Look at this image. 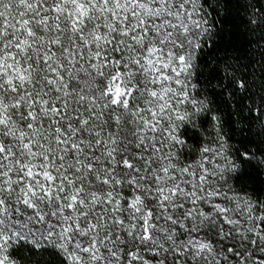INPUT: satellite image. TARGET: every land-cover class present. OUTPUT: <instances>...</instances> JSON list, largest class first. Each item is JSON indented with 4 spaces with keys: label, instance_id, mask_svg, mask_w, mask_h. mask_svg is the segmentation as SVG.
Wrapping results in <instances>:
<instances>
[{
    "label": "snow or ice",
    "instance_id": "snow-or-ice-1",
    "mask_svg": "<svg viewBox=\"0 0 264 264\" xmlns=\"http://www.w3.org/2000/svg\"><path fill=\"white\" fill-rule=\"evenodd\" d=\"M228 2L0 0V264H264Z\"/></svg>",
    "mask_w": 264,
    "mask_h": 264
},
{
    "label": "trees",
    "instance_id": "trees-1",
    "mask_svg": "<svg viewBox=\"0 0 264 264\" xmlns=\"http://www.w3.org/2000/svg\"><path fill=\"white\" fill-rule=\"evenodd\" d=\"M215 4V0H213ZM212 12L211 8L207 9ZM219 11L222 13L219 19V30H227L230 33H234V39L226 52H221L220 55L226 56L227 59L221 63V67L226 72L240 69L241 72L245 70V66L251 68L252 65L258 64V62H264V0H229L226 7H221ZM253 13H256L253 16ZM254 20V23H249V20ZM234 49V50H233ZM239 59H236V58ZM231 65V68L228 66ZM264 71L259 67L255 70V75L249 74L245 77L241 75V72H236V75L241 79H250L252 92L250 95L257 91L264 90V75L261 72ZM231 91V89H230ZM264 105V99L258 95H253V100L248 101V106L244 107L243 116L239 112L233 119L237 120L244 126H251L254 130L264 123V113H253L249 111L251 108H260ZM225 131H228L226 128ZM190 132L189 135H193ZM211 135L210 132H205L204 136ZM207 141H205L206 143ZM195 144V141H190V147ZM237 188L248 186V191H251V185L256 184L257 188L261 186V178L258 176H252L243 167L235 174L233 181ZM39 260L40 258H36ZM51 257H44V260H50Z\"/></svg>",
    "mask_w": 264,
    "mask_h": 264
}]
</instances>
